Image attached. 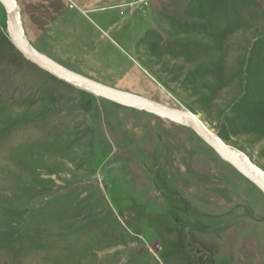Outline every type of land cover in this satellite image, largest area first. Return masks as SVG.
Masks as SVG:
<instances>
[{
	"label": "rangeland",
	"instance_id": "374dc122",
	"mask_svg": "<svg viewBox=\"0 0 264 264\" xmlns=\"http://www.w3.org/2000/svg\"><path fill=\"white\" fill-rule=\"evenodd\" d=\"M89 1L15 0L37 52L264 174V0ZM0 264H264V194L188 124L28 60L0 3Z\"/></svg>",
	"mask_w": 264,
	"mask_h": 264
},
{
	"label": "water",
	"instance_id": "95a60500",
	"mask_svg": "<svg viewBox=\"0 0 264 264\" xmlns=\"http://www.w3.org/2000/svg\"><path fill=\"white\" fill-rule=\"evenodd\" d=\"M7 15L9 33L15 47L26 57L35 63L51 71L57 78L71 84L74 87H82L85 91L112 101L123 107L153 113L161 118L181 119L184 123L197 133V135L209 145L225 162L235 168L243 177L255 185L264 194V174L259 172L255 166L237 150L227 146L216 134L210 131L193 113L185 109H174L157 105L146 98L138 97L127 92L119 91L111 87L104 86L96 81H92L84 76L76 74L57 62L47 58L37 52L23 31L20 22V12L15 10V0H0ZM71 82V83H70ZM247 159L244 160V159Z\"/></svg>",
	"mask_w": 264,
	"mask_h": 264
},
{
	"label": "bare ground",
	"instance_id": "6f19581e",
	"mask_svg": "<svg viewBox=\"0 0 264 264\" xmlns=\"http://www.w3.org/2000/svg\"><path fill=\"white\" fill-rule=\"evenodd\" d=\"M15 10H17V6H15ZM18 11V10H17ZM20 22H21V18H20ZM23 31H24V29H23ZM24 34H25V32H24ZM26 36V35H25ZM27 38V37H26ZM27 41L29 42V40L27 39ZM25 57V56H24ZM28 60H30V61H32L34 64H36V65H38L39 67H41L43 70H45V71H48V72H51V71H49L48 69H46V68H44L43 66H41V65H39V64H37V63H35L32 59H29V58H27ZM63 81V80H62ZM71 83V82H70ZM77 88H79V89H81V90H83V91H85L82 87H77ZM147 99V98H146ZM147 100H149V101H153V100H150V99H147ZM154 103H156L157 105H160V103L159 102H156V101H153ZM162 105V104H161ZM163 106H165V107H169V106H166V105H163ZM169 108H171V107H169ZM179 109V108H178ZM198 118V117H197ZM167 119H169V118H167ZM199 119V118H198ZM171 120H174V119H172L171 118ZM175 120H177V121H181V122H184L183 120H181V119H175ZM200 120V119H199ZM201 121V120H200ZM202 122V121H201ZM203 123V122H202ZM244 160H246L247 161V159L245 158ZM248 162V161H247ZM255 169H256V167H254ZM257 170V169H256ZM259 170V169H258ZM259 172H262V171H259Z\"/></svg>",
	"mask_w": 264,
	"mask_h": 264
},
{
	"label": "crops",
	"instance_id": "0c3cea01",
	"mask_svg": "<svg viewBox=\"0 0 264 264\" xmlns=\"http://www.w3.org/2000/svg\"><path fill=\"white\" fill-rule=\"evenodd\" d=\"M93 2H94V0L89 1V2L87 3V5L91 7L92 4H93ZM54 9H55V8H52V7H49V6H48V8H47V10H48L49 12H51V11L54 12ZM59 16H60V15H59ZM58 21H59V20H58ZM44 23H45V25H44L45 28H49V27L51 28V26H50L51 24H48L47 21H44ZM60 23H61L63 26H64V25H67L66 23H65V24H63L62 22H60Z\"/></svg>",
	"mask_w": 264,
	"mask_h": 264
}]
</instances>
